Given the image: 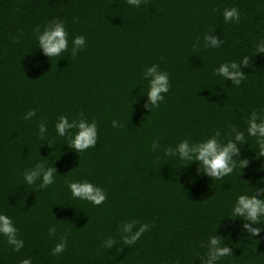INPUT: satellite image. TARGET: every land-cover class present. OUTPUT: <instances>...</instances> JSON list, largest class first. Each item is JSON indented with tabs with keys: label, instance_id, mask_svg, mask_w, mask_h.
<instances>
[{
	"label": "trees",
	"instance_id": "16d2710c",
	"mask_svg": "<svg viewBox=\"0 0 264 264\" xmlns=\"http://www.w3.org/2000/svg\"><path fill=\"white\" fill-rule=\"evenodd\" d=\"M233 6L239 22H225L222 10ZM56 18L65 23L69 48L49 58L35 30ZM212 30L223 40L218 48L204 47ZM75 35H84L86 46L73 57ZM260 40L264 0H142L138 7L126 0H0V212L24 241L16 251L0 234V264L29 257L32 264H200L216 231L233 250L218 264H264V231L249 236L243 220L225 217L264 177L257 138L246 135L241 148L249 164L240 169L237 162L219 180L198 174L196 162L165 155L184 138L219 131L227 140L233 126L246 131L252 111L264 118ZM244 56L250 59L239 85L214 71ZM153 63L168 72L171 87L150 112L143 71ZM33 108L36 116L25 120ZM80 113L97 121L98 142L79 153L54 125L60 115L71 121ZM41 122L47 141L38 135ZM37 162L56 168L53 184L25 183L24 170ZM81 179L102 187L107 199L94 205L73 197L67 181ZM133 220V232L149 228L129 245L121 229ZM63 237L64 251L53 255ZM109 237L115 243L105 246Z\"/></svg>",
	"mask_w": 264,
	"mask_h": 264
},
{
	"label": "clouds",
	"instance_id": "9594fccd",
	"mask_svg": "<svg viewBox=\"0 0 264 264\" xmlns=\"http://www.w3.org/2000/svg\"><path fill=\"white\" fill-rule=\"evenodd\" d=\"M129 5L139 6L142 0H126ZM225 22H239L240 12L237 7H225L222 10ZM38 48L42 50L47 57L59 56L69 48V33L65 23L59 18L53 19L44 25L43 30L36 28ZM215 30L206 32L203 36L204 47L218 48L223 40L217 35H212ZM71 53L76 56L77 53L86 46V37L84 35H75L71 39ZM198 47V45H194ZM264 54V40H260L256 46V55ZM249 57L244 56L240 62L226 61L214 69L216 73L223 76L225 80L230 79L233 84L239 85L245 78V72L241 67L248 65ZM143 78L147 81V91L142 95L147 96V102L143 107L148 108L150 112L153 108L159 107L164 101L165 93H168L171 87L170 77L166 70H162L160 65L153 63L146 66L143 71ZM37 114V109L33 108L24 114L25 120H30ZM247 129L240 130L232 127L227 140L220 139L221 133L216 131L199 141L191 142L188 138L181 139L175 146L169 145L165 148V155L175 158L178 157L182 162H189L188 165L196 162L197 173L207 175L213 179L219 180L231 174L239 163L240 169H244L249 164L248 158H241V148L248 143L247 136L256 137L258 144V157H264V118L260 113L252 111L247 116ZM113 127H120L117 120H112ZM58 136L67 138V145L75 148L78 152H83L89 147H95L98 142V125L95 119L89 121L83 113L79 118L69 120L68 116L60 115L54 125ZM75 130V131H72ZM38 135L41 141L46 140L47 124H39ZM47 141V140H46ZM249 144V143H248ZM160 147L159 139L152 142V150ZM260 171H264V165ZM56 168L54 166H45L42 162H37L34 166L26 168L23 172L24 181L28 185H34L39 180V188H45L54 183L56 179ZM264 177H260L254 187L253 194L249 195L246 191L239 194L231 206L230 213L225 217L233 220L239 218L244 221L242 228L249 236L257 237L264 231ZM67 186L73 197L86 200L94 205H100L107 199L106 191L89 181L88 179L69 180ZM136 221L125 222L121 231L124 243L134 244L142 233L148 230V224H141L133 232ZM18 228L15 226L12 218L5 213L0 212V234L7 237V242L14 246V250L19 251L24 241L17 236ZM56 227L50 226L49 233L55 234ZM223 236L217 234L210 235L206 243V252L200 258V264H218L224 257L233 254L230 245L223 243ZM106 242V244H105ZM104 242L105 246H111L115 240L109 237ZM67 238L63 237L52 248V254L62 253L66 247ZM20 264H32L31 258H25Z\"/></svg>",
	"mask_w": 264,
	"mask_h": 264
}]
</instances>
